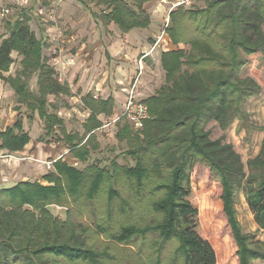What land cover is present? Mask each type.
<instances>
[{"label": "trees", "instance_id": "16d2710c", "mask_svg": "<svg viewBox=\"0 0 264 264\" xmlns=\"http://www.w3.org/2000/svg\"><path fill=\"white\" fill-rule=\"evenodd\" d=\"M147 1L76 0L102 25L122 34L150 26L151 16L143 10ZM19 13L22 20L4 23L0 83L25 106L28 120L38 116L45 137L56 136L52 140L86 166L77 169L58 159L41 181L0 188V264H217L200 226L191 180L202 168L213 190L205 200L217 204L205 213L225 229L236 264L264 263V241L243 232L235 210V196L241 193L264 232V127L250 125L246 109L262 85L252 73L245 74L255 57L264 70V0H204L202 9L175 7L165 29L173 50L160 61L165 83L142 101L148 118L141 130H133L123 117L114 123V139L127 150L105 167L89 163L100 149L98 117L113 116L114 99L81 97L88 114L83 134L67 132L63 119L48 111V97L70 96V88L58 82L43 56L44 44L29 28L28 14ZM13 55L20 58L19 70L5 76L15 63ZM31 78L36 92L28 86ZM211 123L220 131L234 123L236 131L257 129L263 133L259 153L243 163L230 143L210 138ZM22 129L18 118L0 131V152L12 155L28 145ZM121 156L130 158L128 165L117 163ZM52 206L65 208V220L51 213ZM93 237L103 238L104 249ZM111 247L119 252L111 254Z\"/></svg>", "mask_w": 264, "mask_h": 264}, {"label": "rangeland", "instance_id": "374dc122", "mask_svg": "<svg viewBox=\"0 0 264 264\" xmlns=\"http://www.w3.org/2000/svg\"><path fill=\"white\" fill-rule=\"evenodd\" d=\"M12 1V0H11ZM18 1L19 4L17 7L23 10V13L30 14L29 19V28L35 33L36 37L41 40L44 44L43 56H45L48 64L56 71L57 78H61V83L69 86L70 96H59V97H48L49 106L48 111L50 113L57 114L64 121V127L67 132L72 134H83V128L81 127L83 122L87 119L88 115L83 111L80 97L88 93L89 91L93 92L96 97H105L107 94L112 92H121V87L126 90H130V82L127 80L123 84L118 85L115 80L113 82L110 78L106 81L102 79L101 75L106 70L105 68L112 69V64L109 62L108 65H104V57L102 52L94 55L86 62L87 54L92 48L91 43V34L88 37H82L81 33L83 30L88 31L89 28L96 26L98 32L103 35L105 38H112L113 35L119 34L113 26H104L98 19H95L90 11H85L81 5H79L75 0H43V4L39 6L36 0H27V5L21 6L22 0ZM24 1V0H23ZM181 0H149L150 2L148 13L151 18L158 22V20L163 21L167 18L170 12V7L175 9L177 4ZM183 4L181 7L184 9H190V7L195 9H202L204 0H182ZM7 4L3 1L2 4ZM77 4L79 6H77ZM24 7V8H22ZM162 7L165 11V17L157 19L158 15H153L158 8ZM14 9V7H11ZM38 8L43 11V15H40ZM20 9L12 10L15 12L14 16L8 17L10 20H15V17L19 15ZM92 11L98 14V9L91 7ZM86 13H89L90 19L86 17ZM156 16V17H155ZM7 17H4L0 12V42L3 36L6 34V28L4 23ZM90 23H89V22ZM161 23V22H160ZM169 24V22H168ZM108 29H111L110 32ZM164 29V26L162 30ZM264 31V24L262 27ZM105 31L104 34L102 31ZM91 32V31H90ZM60 36V37H59ZM59 37V40H57ZM89 38L91 40L89 41ZM164 39H167V35L163 36ZM132 39V38H131ZM163 41V40H162ZM1 44V43H0ZM161 46V45H160ZM159 46V47H160ZM75 56L77 61L75 62V67H64L65 70L61 71L62 56ZM15 60V63L11 66L9 73L5 76L12 75L15 76L19 70V60L20 58L15 55L12 56ZM60 61H62L60 63ZM87 64V65H86ZM63 65V64H62ZM92 67L98 72V76L95 78L94 82L90 80V73L92 72ZM154 66H151L153 69L152 73H147L146 82L144 88L139 92H142L138 98L141 101L148 99V97L154 95L163 85H164V73L159 69L155 71ZM252 68L245 72L246 75L250 76L251 73L253 78L260 81L262 85V90L260 91V96L255 100H250L247 103V109L251 110L256 107L257 104L261 105V108L264 109V70L262 65L261 58L255 57L252 62ZM68 68V69H67ZM88 72V74H87ZM95 75V73H94ZM101 78L102 83H98ZM35 78H31L28 83L30 86L31 92H36ZM87 81H90V84H87ZM80 83V84H78ZM82 83V86H81ZM80 90L82 93L79 94ZM122 94H125V91H122ZM119 109V108H118ZM122 111V110H121ZM117 111L118 115L122 112ZM262 113V112H261ZM27 112L25 106H20L16 103L13 93L9 86L4 83H0V131H3L5 126L13 124L18 118H21L23 121V131L27 133L30 141L28 143L27 154H6L5 152H0V188L9 187L13 184L19 183L20 181H41V178L47 174V172L52 170L51 163L58 159L66 160L70 165L76 166L78 169H83L86 165L75 162L70 158L67 153V149L63 143L55 142L51 137H45V130L43 129V122L39 120L38 116L34 114L32 121L27 119ZM257 114V113H256ZM117 115V116H118ZM249 123L254 127H264V110L262 117L257 118V115H254L252 112L249 113ZM116 114L113 116V119L105 120L106 125L103 129L98 130L97 142L100 144L99 151L92 153V160L98 162L101 167L109 165L110 161L115 158L116 155H119L121 151L127 150L124 144H118L114 139V135L117 131V128L114 126V119ZM210 138L212 140L224 139L228 140L227 134H220L218 130L210 128ZM251 131H256L253 133L250 139H259V133L257 129ZM246 137L251 134V132H246ZM44 138V142H40L41 138ZM56 137V136H54ZM246 137L238 138L233 149L236 153H239L241 156L242 162L246 163L249 156L247 152L244 151L243 146L247 142ZM248 140V142L250 141ZM246 140V141H245ZM232 145V144H231ZM252 156V155H251ZM118 164L128 165L131 161L129 157L121 156L116 159ZM193 183V189L196 193V198L198 199L199 212H201L200 217V226L203 228L204 235L206 240L212 246L217 264H236L235 257L233 255V250L231 243L228 240V236L223 227L218 226V224L209 218L205 211L209 210L210 203H208L205 198H208L212 193V188L209 185L208 174L205 169H195L191 177ZM235 210L237 211V220L239 225L242 227L244 233L249 234L253 237L254 240L264 241V232L259 230L257 225L253 221V217L248 211L245 199L239 193L235 196ZM209 200V199H208ZM216 208L217 204L211 205V208ZM51 213L61 220H65V208H59L52 206L50 208ZM86 221V218L84 219ZM88 224L90 225L89 220ZM95 244L99 245V248L104 249L107 245L102 237H93ZM92 243V242H91ZM119 250L117 248L111 247L110 253L116 255ZM254 264H264L260 261H255Z\"/></svg>", "mask_w": 264, "mask_h": 264}, {"label": "crops", "instance_id": "0c3cea01", "mask_svg": "<svg viewBox=\"0 0 264 264\" xmlns=\"http://www.w3.org/2000/svg\"><path fill=\"white\" fill-rule=\"evenodd\" d=\"M2 1L7 2L6 5L10 9L11 14L13 16H14L15 12L13 13L12 10L20 9L19 7H17L18 1L0 0V3ZM58 1L60 3V0H58ZM148 4H150V2H146L143 5V10H145L147 12H148V8H149ZM77 6H79V5L77 4ZM11 7H14V9H12ZM164 12L165 11L162 9V7H160V8H158V10H156L154 12L153 15H158L157 19H161V18L165 17ZM12 15L9 17L12 18L13 17ZM19 16H20V13L18 16L15 17V20H13V21L7 17L8 19H6V21H8L10 23H14L19 18ZM85 16L88 17V20L90 19L89 13H86ZM28 17L30 18L31 15L29 14ZM153 21H156V19L153 20L151 18L150 26L148 28H146L145 30H133L131 33H128V34H122L117 27H112V28H115L116 30L118 29L117 33H119V34L116 35V33H115V35H113L114 37H112V38L109 37L108 39L103 37V35L100 34L101 32H98V29L96 28V26H94L93 28L88 27L87 32H85L83 30V32L81 33L82 37L83 36L88 37V35L91 34V38H92V40H91V38H89V41L91 40V43H92V46H91L92 48L89 50V53L87 54L88 56L85 58L86 62L89 61V59L91 57L96 55V52H97V54L102 52V55L104 57V65H108V63L110 62L113 66L112 69L105 68L106 70L101 75L102 79H104V81H106L108 78H110L112 82H113V80H115V82H117L118 85L123 84L124 81L126 82L127 80H129V82L131 83L129 86L130 87L129 89H131V87L133 85V81H134L136 83L135 97H137V98H142V97H140L142 92H139V91L142 88H144L146 78H147L146 74L153 72V69L151 68V66H154L153 68H155V71H158L160 69L161 72L164 73L162 67H160V61H161L162 54L164 52H168V51L173 50V46L171 45L169 38H167V39L163 38L164 35L166 36V34H164L161 37L160 43L158 44L156 49L152 52V54L149 55L141 63L138 64L139 59L142 56V54L145 53L147 50H149V48L151 46L155 45L156 42L159 40V36H160L162 28L164 26V23L162 24V20L161 21L158 20V22H156V23H154ZM108 30L110 32H112L111 29H108ZM104 32L105 31L103 30L102 33L104 34ZM3 38H4V36H3ZM60 59L63 61V62L60 61V63L62 62V64H63V65L61 64V71L65 70L64 67H68V68L75 67V65H76L75 62L77 61V58L75 56L74 57L73 56H62ZM139 66H140V68H138ZM94 73H95V75H94ZM87 74H88V72H87ZM64 75H65V73H64ZM90 75H91L90 80L92 82H94L95 78L98 76V72H96L95 69L92 67V72L90 73ZM164 77H165V73H164ZM58 82L61 84V78L58 79ZM97 82L102 83L103 80L101 81V78H100V80ZM78 84H80V83H78ZM87 84L89 85L90 81L89 82L87 81ZM81 86H82V83H81ZM120 90H121V92L120 91L119 92H112L110 94H107L105 97L100 98V97H96L93 94V92L89 91V89H88V93H86L85 95H83L81 97H84L87 94H92L95 99L99 98V99H102L104 101L106 99L113 98L115 101V106L113 108L112 113H113V116L116 114L115 119H117L121 115V114L118 115L117 111L122 110V106L127 99L126 98L127 92L129 91V90L124 89L123 87H121ZM261 90H262V88H261ZM78 91H79V94L82 93L80 90H78ZM122 91H125V94H122ZM246 109H247V107H246ZM263 110L264 109L261 108V105H259V104H257V106L252 108L251 110L247 109L248 113L252 112L254 115H257V118H263L262 117ZM113 116L110 118H104L103 116L98 117L99 121L102 123L101 129H103L104 125L107 124V123L103 124L105 122V120H108V119L111 120V119H113ZM13 124H11V125H13ZM11 125H9V126H11ZM5 127H7V126H5ZM236 127H237V124L234 123L226 131H220L219 128L217 127V125L214 123H211V125L209 126V128H214V129L218 130L221 135L227 134L228 140L229 139L232 140V142H231L232 146L235 145L234 143H236L238 138L246 137L245 131L244 130L236 131ZM3 131H4V129H3ZM254 132H256V131H251V134L248 135L246 138L249 137V139H250ZM258 138H259L258 140L252 138V139H250L249 142H248L249 139H247V142H245L243 149L249 155L247 157V159H252L253 157H255L259 153L258 151L260 148V144L263 140V133L260 132ZM227 143H230V142L227 141ZM27 146L22 151H20L19 153L24 154V155L27 154V148L29 147V146L28 147ZM19 153H17V154H19Z\"/></svg>", "mask_w": 264, "mask_h": 264}, {"label": "built area", "instance_id": "2783aa9c", "mask_svg": "<svg viewBox=\"0 0 264 264\" xmlns=\"http://www.w3.org/2000/svg\"><path fill=\"white\" fill-rule=\"evenodd\" d=\"M36 1L39 4V6H41L43 4V0H36ZM2 2L0 3L1 14H3L4 17L11 16L12 14H11L10 9L7 7V5L5 3L2 4ZM21 2H22L21 6L27 5V0H24V1L22 0ZM18 4H19V2H17V5ZM182 4H183V1L181 0L177 4V6H181ZM22 8H24V7H22ZM170 9L171 10H170L169 14L174 10L171 7H170ZM37 13H39L40 15H43V11L40 8H38ZM19 19L22 20L23 18L20 17ZM168 22H169V15L164 20V29L161 31V34L159 36V40L156 42L155 45L151 46L149 48V50H147L145 53L142 54V56L139 59L138 64L141 63L149 55H151L152 52L156 49V47L160 43L161 37L165 34V29L169 25ZM59 37H57V40H59ZM138 68H140V66ZM135 87H136V83L133 81V85H132L131 89L127 92V95H126L127 99L122 106V111H121L122 113H121L120 117L125 118L127 123L132 127L133 130L138 131V130H141L143 128V126H142L143 121L146 120L148 117H147L145 105L142 103L141 100H139L137 97H135ZM120 117L115 119L113 122L115 123L116 121H118L120 119Z\"/></svg>", "mask_w": 264, "mask_h": 264}]
</instances>
